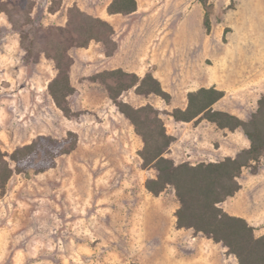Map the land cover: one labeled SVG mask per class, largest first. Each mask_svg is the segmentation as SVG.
<instances>
[{
	"label": "rangeland",
	"instance_id": "rangeland-1",
	"mask_svg": "<svg viewBox=\"0 0 264 264\" xmlns=\"http://www.w3.org/2000/svg\"><path fill=\"white\" fill-rule=\"evenodd\" d=\"M113 0H0V149L12 153L39 135H77L53 167L14 173L0 187V264H237L222 243L179 228L173 186L159 195L139 152L142 137L111 98L108 84L126 85L151 73L170 95L136 87L120 100L150 104L174 137L175 163L219 161L250 146L242 128L222 129L206 118L177 121L188 93L225 92L214 109L248 120L264 97V0H137L132 13H111ZM108 21L115 51L102 41L77 45L71 8ZM75 19V18H74ZM67 48L73 91L55 102L59 75L48 55ZM123 70L116 76L105 71ZM256 172L244 167L241 189L221 207L264 234V155Z\"/></svg>",
	"mask_w": 264,
	"mask_h": 264
},
{
	"label": "trees",
	"instance_id": "trees-1",
	"mask_svg": "<svg viewBox=\"0 0 264 264\" xmlns=\"http://www.w3.org/2000/svg\"><path fill=\"white\" fill-rule=\"evenodd\" d=\"M136 9L137 0H113L109 6L111 13L128 14ZM70 11L77 45L85 46L94 39L104 43L108 54L115 51V30L108 21L87 14L78 7ZM67 52V48L58 45L48 55L59 70V75L50 82L51 94L57 105L69 114V108L64 106L63 101L74 88L65 66ZM119 73L125 74L121 69L102 74L114 77ZM119 84L107 85L110 96L144 141V147L139 152L143 166L153 167L157 171L155 177L147 179L146 188L159 195L168 186H173L180 202L176 211L179 228H193L222 243L228 248V253L237 258V264H264V234L256 236L255 227L246 218L230 214L221 207L225 200L241 189L239 177L243 168L249 166L256 172L258 166L255 163L264 155V97L259 100L256 112L244 120L214 109V104L225 94L223 90L211 86L190 91L187 107L173 111L177 121L190 122L203 117L222 129L242 128L250 146L234 157L227 156L219 161L177 164L166 156L174 137L168 133L159 112L150 104L134 107L119 99L124 90L133 87L138 93H156L169 98L160 81L147 73L143 77L134 75V79L126 85ZM76 144V133L69 131L64 138L39 135L30 143L16 147L12 153L0 149V187L4 190L14 173H39L53 167L57 157L69 153Z\"/></svg>",
	"mask_w": 264,
	"mask_h": 264
}]
</instances>
